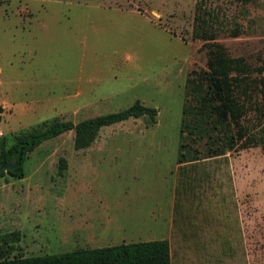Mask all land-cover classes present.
<instances>
[{
	"label": "rangeland",
	"instance_id": "1",
	"mask_svg": "<svg viewBox=\"0 0 264 264\" xmlns=\"http://www.w3.org/2000/svg\"><path fill=\"white\" fill-rule=\"evenodd\" d=\"M208 42L233 62L240 123L259 138L264 0H0V137L137 100L158 111L105 126L83 149L66 131L29 153L23 178L0 177L11 256L169 239L173 264H264L259 143L179 163L188 82L208 69Z\"/></svg>",
	"mask_w": 264,
	"mask_h": 264
},
{
	"label": "trees",
	"instance_id": "2",
	"mask_svg": "<svg viewBox=\"0 0 264 264\" xmlns=\"http://www.w3.org/2000/svg\"><path fill=\"white\" fill-rule=\"evenodd\" d=\"M201 20L197 36L205 37V18ZM202 31V32H201ZM213 39V34H211ZM210 39V40H211ZM208 69L196 71L188 82L190 98L183 107L179 163L199 161L219 157L235 150L244 140L243 147L259 143L264 152L263 134L248 135L249 128L240 123L243 109L238 104L233 91V62L224 49L216 42H208ZM3 106L0 104V113ZM156 108L144 105L140 100L130 107L117 112L97 115L78 123L54 118L43 125L21 131L12 136L0 137V166L17 162V167L1 171L0 177L7 173L23 178L26 175L25 162L29 153L43 142L56 138L66 131L74 130L76 149L91 146L105 126L126 121L133 117L149 116L156 121ZM258 141V142H257ZM193 143L208 145L207 154L200 148L192 149ZM17 232L0 233V264H173L172 248L169 239H156L121 243L96 248H77L72 251L23 256H11L15 249Z\"/></svg>",
	"mask_w": 264,
	"mask_h": 264
},
{
	"label": "water",
	"instance_id": "3",
	"mask_svg": "<svg viewBox=\"0 0 264 264\" xmlns=\"http://www.w3.org/2000/svg\"><path fill=\"white\" fill-rule=\"evenodd\" d=\"M16 167H17V162L9 163V164L0 166V172L1 171H7L9 169H13V168H16Z\"/></svg>",
	"mask_w": 264,
	"mask_h": 264
}]
</instances>
